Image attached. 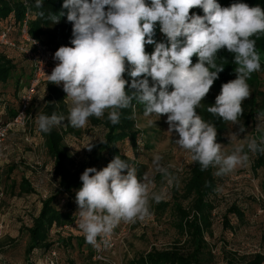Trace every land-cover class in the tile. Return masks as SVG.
Masks as SVG:
<instances>
[{
	"label": "clouds",
	"instance_id": "obj_1",
	"mask_svg": "<svg viewBox=\"0 0 264 264\" xmlns=\"http://www.w3.org/2000/svg\"><path fill=\"white\" fill-rule=\"evenodd\" d=\"M42 5L43 0H35L36 8ZM62 8L66 13H49L48 19L58 24L66 15L72 24L71 46H60L55 52L53 59L58 63L47 79L62 84L70 106L67 117L56 112L37 114L39 132L51 133L61 126L83 128L89 117L103 118L105 110H110L107 119L116 125L120 110L132 107L135 111V100L144 105L145 117H167V133L178 135L175 144L190 153L201 171L211 167L216 169L213 175L221 177L246 165L245 147L254 155L264 154V111L258 110L255 117L259 136L245 137L246 143L230 154L217 142L216 125L197 112L224 71L216 59L226 49L234 54L236 78L221 85L207 112L238 126L232 137L246 132L239 117L244 113L243 101L251 96L247 81L261 68V54L251 39L264 34L260 5L235 2L222 7L218 0H63ZM193 8L202 9L203 15L190 14ZM38 15L43 17L44 12ZM157 23L166 42L154 39ZM146 45H154L151 54ZM193 56L198 57L195 64ZM125 74L132 78L130 84ZM126 86L134 91H126ZM65 119L69 124H62ZM93 147L90 143L85 148L91 151ZM162 160L154 154L151 172L142 177L120 155L101 170L88 167L83 171L75 201L86 243L99 248L97 237L108 236L122 221L135 223L151 215L150 201L159 203L164 198L163 192L153 191L154 174L159 173L169 185L175 179Z\"/></svg>",
	"mask_w": 264,
	"mask_h": 264
},
{
	"label": "trees",
	"instance_id": "obj_2",
	"mask_svg": "<svg viewBox=\"0 0 264 264\" xmlns=\"http://www.w3.org/2000/svg\"><path fill=\"white\" fill-rule=\"evenodd\" d=\"M235 2L247 3L249 6L260 5L264 8V0H218L222 7H228ZM62 4L63 0H43L42 9H38L35 7V0H27V5L25 0H0V35L10 27L9 39L15 43L12 46L0 41V46L22 54L28 66V73L24 74L25 80H23V72L22 74L17 72L16 59L14 60L7 53L0 54V125L12 121L19 113L21 97L27 91L32 78L33 68L31 62L20 50V46L23 43L21 29L27 15L29 17L30 34L40 39L47 48L57 51L60 46H71L72 24L67 22L66 15L61 17L58 24H53L48 19L49 13L58 14L61 11L66 13L67 10L62 8ZM41 11L44 12L43 17L38 15ZM191 13L203 15V11L200 8H193ZM154 39L157 42H166V37L160 31L159 23L155 26ZM251 39L256 40L257 51L264 52V34H257ZM145 50L151 54L154 51V45H146ZM233 57L234 54L229 53L226 49H222L217 53V65L225 68L219 74V78L214 81L211 87L212 90L215 88V90L221 91L223 83L236 78L234 71L236 65L233 63ZM192 60L193 64H195L198 57L193 56ZM262 68L264 69V56L261 58L260 70ZM212 70L214 71V69ZM260 70L253 72L251 78L247 81L250 86L251 96L243 101L242 108L244 113L239 117L240 124L244 125L245 128L256 120L255 117L258 110L264 111V93L260 90L264 82L261 79ZM125 79L129 81V84L131 83L132 78L127 74H125ZM11 80H14L13 84ZM149 82L150 84L152 83L150 78ZM44 83L47 85L45 88L46 92L41 93V88L43 90L41 85ZM10 86L14 87V91L13 93L9 91L10 94H8L6 90ZM171 90L170 86L169 91ZM126 91L132 92L134 89L126 86ZM259 95H261V99L258 97ZM42 97H44L43 100L40 99ZM65 97L66 95L60 86L49 83L47 78L44 79L37 87V91L29 106L27 126L24 129L20 126H13L8 136L12 131L16 130L27 132L29 127L37 130L36 116L39 113L51 115L56 112L64 116L68 115L70 102H65ZM215 98L216 94L210 91L202 101V106L197 109V112L205 121L216 125L217 142H221L224 140V133L229 128V122L207 112V108L215 104ZM38 100H40V104L36 105L35 103ZM132 103L135 106V111H133L132 107L120 110V122L116 125H113L107 119L110 110H105L103 118L89 117V125L93 123L105 130L104 136L100 140H105L107 143H101L100 140L94 142L88 163H85L86 161L80 163L76 161V153L67 141L69 134H80V129L71 126H61L53 128L51 133H41L37 130L41 136L40 146L44 149L43 154L49 159L48 162H50L51 168L53 167L52 172L57 180L58 189L56 193L41 199L40 211L33 217L32 224H24L20 228V234L27 235L25 247L27 264H51L53 258H56L57 264H60L56 243L74 247L72 243L74 239L76 240L77 248L83 252L87 250L89 259H93L100 264L111 263L95 258L97 248L86 243L84 233L75 225L79 221V217L76 215L78 205L76 204L75 196L76 191L82 186L80 175L86 168L95 167L97 170H101L117 155L133 164L138 170V176L142 177L143 165L137 158H131L124 153L121 148L122 144L130 142L138 150V147L142 145L141 142H144L140 136L141 131L137 126L138 118L144 115V105L138 104L135 100ZM62 124L67 125L69 121L65 119ZM255 133V137H258L259 133ZM254 167L256 169H264V154H255ZM14 169L15 165L10 166L8 172H12ZM215 170L210 167L206 171H201L199 163L192 162L189 176L182 189L172 187L174 192L173 201L162 199L156 206L158 212L168 207L172 208L174 214L173 225L185 239L178 240L171 247L163 249L153 247L151 250L131 258L127 264H219L212 263L214 255L211 254L206 237L207 233H212V216L215 203L211 197L215 194L218 187L217 177L213 175ZM159 177L162 176L159 175ZM15 185L16 183L13 181L12 189H14ZM18 188V192H13L14 189L12 194L22 196L37 193L35 186L26 176L22 177ZM58 194H62V199H58ZM59 201H64V204L59 206ZM185 201L187 205L184 203ZM2 204L3 197L0 206ZM228 211L237 213L241 218L244 215L236 204H233ZM53 230L59 234L57 241L52 240ZM7 238V240L12 242H17L18 240L12 237ZM5 242L0 241V246L3 247ZM115 249L116 247L109 252V256ZM54 252L56 253L55 256L53 255ZM40 255H44V259H41ZM33 258H35V261H33ZM226 260L227 264H263L264 253H257L244 262L228 257Z\"/></svg>",
	"mask_w": 264,
	"mask_h": 264
},
{
	"label": "rangeland",
	"instance_id": "obj_3",
	"mask_svg": "<svg viewBox=\"0 0 264 264\" xmlns=\"http://www.w3.org/2000/svg\"><path fill=\"white\" fill-rule=\"evenodd\" d=\"M1 53H7L14 60L16 59L17 72L21 74L23 72L22 77L25 80L24 74L28 73V66L24 56L17 51L5 49L3 46H0ZM259 53L263 58L264 52ZM260 76L264 82L263 68L260 70ZM11 82L13 84L14 80ZM41 86H43L41 93H45L47 85L44 83ZM260 90L264 93V83ZM9 91L13 93L14 87L10 86L6 93L10 94ZM210 91L216 96L221 92L215 88L213 90L211 88ZM258 97L261 99V95ZM35 104L39 105L40 100ZM166 119V116L158 118L155 115L139 117L137 126L144 142H141L142 145L138 147V150L130 142L122 144L121 148L124 153L131 158H137L143 165L142 176L145 172H151L154 154L163 157L161 163L164 166H169L175 179L169 185L163 177H159V173L154 174L153 191L163 192V200L173 201L172 187L182 189L189 176L192 161L190 153L175 144L174 140L178 139V135L173 133L170 136L167 133ZM150 121H155V123H150ZM256 123L255 120L245 128V133L232 137L231 134L238 131V126L229 122V128L224 133V140L219 142L224 145L225 152L230 154L236 146L246 143L245 137H255ZM77 129H80L81 133L69 134L67 141L76 153V161L88 163L91 151L85 147L102 139L105 130L93 123L90 125L88 123L85 127ZM18 132L19 135L14 134L13 138L8 140V146L2 150V163L0 164V189L4 193L3 204L0 206V225H3V228L0 229V241H6L3 247L0 246V264H27L25 257L27 235L20 234V228L24 224H32L33 217L41 207V199L56 193L58 189L57 180L52 172L53 167L51 168L49 159L41 149L42 140L39 132L33 127L27 129L30 139L33 138L34 141L32 145L28 141L22 140L23 131ZM244 151L249 155L246 165L237 167L227 175L217 177L218 187L211 197L215 203L212 216L213 225L212 233H207L206 237L211 254L214 255L212 263L227 264V257L244 262L257 253H264V169H256L254 167L255 155L247 147ZM15 161H17L16 164ZM14 164L16 165L15 169L9 173L8 168ZM24 175L30 177L37 193L22 196L12 194L14 189L13 192H18V184ZM13 181L16 183L14 189H12ZM62 197V194H58V199H62ZM184 203L187 205L186 201ZM63 204L64 201H59V206ZM157 204L150 201L151 215L144 221L138 220L135 223L122 221L119 224L116 233L117 246L115 251L111 252V263L109 264H127L131 258L145 253L153 247L163 249L171 247L180 239H185L173 225L172 208L168 207L158 212ZM233 204L243 211L242 218L237 213L228 211ZM7 237L18 240L12 242L7 240ZM51 237L52 240L57 241L58 232L53 230ZM72 243L74 247L56 243L60 264H100L88 258L87 250L83 252L77 248L75 239ZM44 257V255H40L41 259ZM33 259L35 261V258Z\"/></svg>",
	"mask_w": 264,
	"mask_h": 264
},
{
	"label": "built area",
	"instance_id": "obj_4",
	"mask_svg": "<svg viewBox=\"0 0 264 264\" xmlns=\"http://www.w3.org/2000/svg\"><path fill=\"white\" fill-rule=\"evenodd\" d=\"M30 24H29V17L23 22V26L21 29L23 43L20 46V50L22 53L30 60L32 65V78L30 81V85L27 91L21 97V107L19 113L12 119V121L8 123H4L0 125V144L3 143L9 131L13 126H20L23 129L27 126L28 122V109L32 102L33 96L37 91V87L39 84L47 78V75L51 74V71L56 66L58 61L53 59V56L56 51L47 48L43 42L35 36H32L29 32ZM11 28L9 27L7 31L3 32L0 35V41L10 44L12 46L15 45L13 41L9 39V33ZM33 40L37 43L33 44ZM62 91L63 86L60 85ZM64 92V91H63ZM65 93V92H64ZM66 95V93H65ZM70 102V101H69ZM26 140H30L29 137L26 136ZM3 197V192L0 190V202ZM79 227V224H75ZM119 225L113 230L111 234L106 237H97V241L100 244V247L97 248L96 251V259L111 262L109 252L113 250L117 246V230ZM3 228V225H0V229ZM53 255L55 256L56 253L54 252ZM57 259L53 258L51 260V264H57Z\"/></svg>",
	"mask_w": 264,
	"mask_h": 264
},
{
	"label": "crops",
	"instance_id": "obj_5",
	"mask_svg": "<svg viewBox=\"0 0 264 264\" xmlns=\"http://www.w3.org/2000/svg\"><path fill=\"white\" fill-rule=\"evenodd\" d=\"M19 130H16V131H12L11 133H10V135L6 138V140L3 142V143H1L0 144V164L2 163V154H3V152H2V150L3 149H5L8 145H7V143L9 142L8 140H10V139H12L13 138V135L14 134H18L19 135V132H18ZM23 133V134H22ZM21 134H22V140L23 141H25V142H27L28 140H26V136L27 137H29V139H30V136H29V134L26 132V131H23ZM29 144H33V138L32 139H30L29 141ZM37 144V143H36ZM16 145H18L17 143H16ZM18 147H20V146H18ZM41 149H42V151H44V149H43V147L41 146ZM16 162L17 161H15V164H16ZM14 164V165H15ZM15 167H16V165H15ZM9 169V168H8ZM10 173V172H9ZM25 176V175H24ZM23 177V176H22ZM26 177H28L29 179H30V177L29 176H26ZM30 181H31V179H30ZM33 183V182H32ZM39 211H40V208H39V210H38V213H39ZM37 213V214H38ZM4 219H6L5 217H4Z\"/></svg>",
	"mask_w": 264,
	"mask_h": 264
}]
</instances>
